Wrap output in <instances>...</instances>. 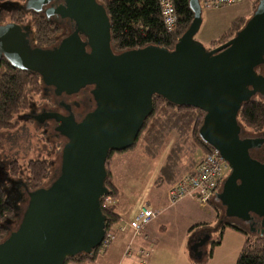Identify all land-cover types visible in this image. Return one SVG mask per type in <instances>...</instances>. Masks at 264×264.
I'll return each mask as SVG.
<instances>
[{
	"label": "water",
	"instance_id": "water-1",
	"mask_svg": "<svg viewBox=\"0 0 264 264\" xmlns=\"http://www.w3.org/2000/svg\"><path fill=\"white\" fill-rule=\"evenodd\" d=\"M189 6L193 21L172 51L147 46L115 54L110 19L97 0L27 1L26 9L73 24V32L53 49L34 48L26 28L0 25V65L4 58L16 69L39 74L56 94L95 87L96 101L81 123L55 113L36 118L60 124L56 130L66 139L61 171L48 188H27V210L0 244V264H67L101 247L107 160L136 145L153 113L154 96L205 114L199 137L230 171L215 198L242 224L257 219L258 225L248 227L264 233V163L250 154L264 139L241 138L237 121L244 103L264 98V0L235 37L213 50L195 42L202 9L198 0H189ZM201 247L194 245L193 254Z\"/></svg>",
	"mask_w": 264,
	"mask_h": 264
},
{
	"label": "trees",
	"instance_id": "trees-1",
	"mask_svg": "<svg viewBox=\"0 0 264 264\" xmlns=\"http://www.w3.org/2000/svg\"><path fill=\"white\" fill-rule=\"evenodd\" d=\"M26 1L0 0V25L14 23L26 28L30 30L29 40L34 48L53 49L70 32L69 20L57 16L48 17L45 12L39 13L26 9ZM97 2L104 6L109 16L111 48L115 54L147 46L172 51L190 27L194 17L189 0H175L178 22L176 29L169 33L163 24L159 0H97ZM246 21L245 18L234 20L227 32L214 44L223 45L231 40L245 26ZM257 72L262 73L263 68H257ZM44 86L39 74L16 69L3 58L0 65V131H13L19 127L22 121L21 116L30 109L35 97L41 95ZM204 115L200 110L177 106L162 97L154 96L153 113L145 121L139 138L143 136L146 142H154L151 146V157L154 160L161 150L170 144L157 183L162 184L167 181L168 184L173 185L183 174L196 168L203 157L195 158L194 155L198 151H203L205 154L212 150L199 137ZM237 121L241 127V138L264 135V98L255 96L244 103ZM247 131L248 135L245 134ZM113 154L115 153L109 155L106 164L105 187L108 189V194L101 202L102 213L107 219L106 233L112 231L114 225L120 222V216L116 213L115 207L106 203V199L117 197V189L111 183V165H109ZM185 155L193 156L191 160H187L184 158ZM10 169L13 175H19L17 162L11 164ZM28 170V190L36 191L44 188L51 174L49 161L31 160L28 162ZM20 222L21 219L16 215L12 198L0 187V244L18 229ZM225 226L232 227L246 236L237 264H264V233H260V227H257L256 232H252L249 227L226 223L221 228L218 245L222 240ZM100 248L106 249L103 244ZM100 248L91 256L81 254L69 263L93 262L97 256L96 251Z\"/></svg>",
	"mask_w": 264,
	"mask_h": 264
},
{
	"label": "rangeland",
	"instance_id": "rangeland-1",
	"mask_svg": "<svg viewBox=\"0 0 264 264\" xmlns=\"http://www.w3.org/2000/svg\"><path fill=\"white\" fill-rule=\"evenodd\" d=\"M257 1H239L229 6L202 10V25L195 36V42L207 50L221 46L222 44L215 45L210 42L231 27L233 23L229 24L231 17H246L248 21L258 5ZM69 34L70 32L66 35ZM90 90L92 89H85L71 98L75 106L79 101L84 100L79 112L87 108ZM41 97V95L35 97L30 109L25 113L30 110L35 113H42L44 110L56 111L46 107L42 102L47 101L42 99L41 102ZM54 106L57 107L55 104ZM43 130L35 124L22 120L15 130L0 131V187L12 196L19 219L24 216L28 207V162L46 159L53 164L44 188L56 181L60 175L62 151L66 139L59 137L56 138L55 143H52L50 140L55 138L48 135L50 140H47ZM245 134L248 135V131ZM248 138L264 139V135H250ZM153 143L146 142L143 136H140L132 149L113 154L109 162L111 183L119 191V195L110 198L108 205L114 206L116 211L122 214L121 216L126 217V222L115 224L112 228L114 237L108 248H100L96 251L97 256L94 261L84 264H140L143 259L145 264H237L243 239L245 242L246 236L225 226L219 245L217 241L224 224L231 223L245 228L248 225L242 224L237 218L229 217L215 196L206 207L192 197L171 205L167 195L170 184L167 181L162 184L157 183L170 144L163 148L154 160L151 157ZM203 154V151H198L194 156L200 159ZM250 154L255 160L264 163V145ZM192 156L185 155L184 158L191 160ZM16 162L18 176L13 175L10 169V165ZM137 196H140L137 212H129L128 205L135 201ZM143 207L150 208L156 216L140 233H135L128 223L136 220ZM120 227H124L125 230L120 231L118 229ZM131 230L133 232H130ZM202 233L209 235L208 241L201 247L199 255H194L192 250L194 239ZM126 248L132 251L131 258H123V251ZM141 252L147 256L144 257Z\"/></svg>",
	"mask_w": 264,
	"mask_h": 264
},
{
	"label": "built area",
	"instance_id": "built-area-1",
	"mask_svg": "<svg viewBox=\"0 0 264 264\" xmlns=\"http://www.w3.org/2000/svg\"><path fill=\"white\" fill-rule=\"evenodd\" d=\"M202 10L218 8L221 6L233 5L239 1L247 0H198ZM162 9V20L166 30L170 33L177 27L178 16L175 8V0H159ZM229 168L221 159L219 154L211 150L203 155L202 159L194 170L186 173L177 180L168 190V199L171 205L192 197L202 206L206 207L212 198L219 192V187L228 177ZM109 199H106L108 204ZM156 213L148 207H143L137 215L136 220L129 224V227L135 232L140 233L155 218ZM125 230L124 227L120 229ZM112 231L106 233L103 246L108 248L112 239ZM144 257V252L140 253ZM132 251L127 249L124 259L131 258ZM140 264H145L143 259Z\"/></svg>",
	"mask_w": 264,
	"mask_h": 264
},
{
	"label": "flooded vegetation",
	"instance_id": "flooded-vegetation-1",
	"mask_svg": "<svg viewBox=\"0 0 264 264\" xmlns=\"http://www.w3.org/2000/svg\"><path fill=\"white\" fill-rule=\"evenodd\" d=\"M28 1V0H27ZM26 1V3H27ZM57 3H52L51 6L56 5ZM46 9V8H45ZM42 12H45V10H43ZM68 27L70 30V34L73 32L74 30V26L73 24L69 21L68 23ZM68 30V31H69ZM66 33V32H64ZM69 34V35H70ZM69 35L64 36L61 41L68 37ZM60 41V42H61ZM85 89H92L89 92V96H88V106L87 108L83 109L81 112H79L80 108L83 106L84 104V100L83 101H79L76 106L74 105L73 99H71L73 96H77V94H73V95H67V94H55V88H49L46 87V85L43 87V90L41 92V102L43 100H46L48 102H42L46 105V107L48 108H52V109H56V111H47L44 110L42 111V113H35L33 110H30L28 113H25L24 115L21 116L22 120L28 123H32L35 124L41 128H43V135L46 136L47 140H50V137H48V135L53 136L55 139L50 140L52 143H55L56 138H64L65 137L63 135H61L59 132H57V128L59 127V123L56 120H47L44 123H39L38 120H36V118L44 113H51V114H59L62 116H73V118L75 119V121L77 123H81L83 121V119L92 111H94V109L96 108V101L93 95V92L95 91V87H87ZM83 89V90H85ZM82 90V91H83ZM43 99V100H42ZM54 104L57 106L55 107ZM52 164V163H50ZM53 165V164H52ZM223 184L219 187V192L222 189ZM10 197L12 198V196L10 195ZM225 209V208H224ZM226 212V209H225ZM258 220L253 219V221L251 220V222H247L248 226L249 225H253L256 226L258 225ZM209 238V235L207 233H202L200 235H198V237H196L194 239V243L193 245H195V248L201 245H205V241ZM200 249H198L197 252H199ZM94 253H92L91 255H93ZM90 255V256H91Z\"/></svg>",
	"mask_w": 264,
	"mask_h": 264
},
{
	"label": "crops",
	"instance_id": "crops-1",
	"mask_svg": "<svg viewBox=\"0 0 264 264\" xmlns=\"http://www.w3.org/2000/svg\"><path fill=\"white\" fill-rule=\"evenodd\" d=\"M233 18H236V16L235 17H231L230 18V21H229V24H231L234 20H236V19H239V18H246V17H237L236 19H233ZM233 19V20H232ZM228 29H229V27H228ZM227 29V30H228ZM226 30V31H227ZM225 31V32H226ZM223 35V34H222ZM222 35H218L217 36V39H213L210 43L211 44H214V42L215 41H217ZM202 46V45H201ZM169 151V150H168ZM167 154H168V152H166V154H165V158H166V156H167ZM164 162V161H163ZM162 162V163H163ZM161 164V163H160ZM184 175V174H183ZM182 175V176H183ZM181 176V177H182ZM171 186V185H170ZM170 186L168 187V190H169V188H170ZM168 190H167V195H168ZM119 195V191L117 190V196ZM140 201V196H137L136 197V199H135V201H132V202H130L129 203V205H128V210H129V212H137L136 210H137V204H138V202ZM121 208V207H120ZM122 209V208H121ZM123 210V209H122ZM115 211H116V209H115ZM140 212V211H139ZM116 213L120 216V222L119 223H122V222H126V217H123V216H121L122 214H119L117 211H116ZM131 222H133V221H131ZM128 224H130V222L128 223ZM122 227H120V228H118L119 230L121 229ZM230 229H232L233 230V228H231V227H229ZM228 228V229H229ZM232 230H230V231H232ZM121 231V230H120ZM124 231V230H123ZM233 231H236L235 229L233 230ZM130 232H133L132 230L130 231ZM239 232V231H238ZM120 233V232H119ZM232 233V232H231ZM240 233V232H239ZM124 239V238H123ZM122 239V240H123ZM222 241V240H221ZM221 243V242H220ZM243 245H244V239H243ZM243 245H242V248H243ZM242 250V249H241ZM127 251V248L123 251V253L125 254V252ZM241 252V251H240ZM124 254H123V258H124Z\"/></svg>",
	"mask_w": 264,
	"mask_h": 264
}]
</instances>
